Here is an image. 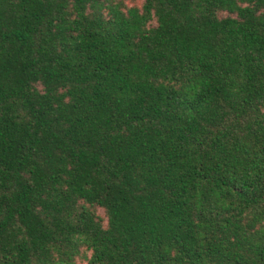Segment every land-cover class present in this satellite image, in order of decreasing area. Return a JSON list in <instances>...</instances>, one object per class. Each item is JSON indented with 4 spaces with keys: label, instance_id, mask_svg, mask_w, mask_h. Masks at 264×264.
<instances>
[{
    "label": "trees",
    "instance_id": "16d2710c",
    "mask_svg": "<svg viewBox=\"0 0 264 264\" xmlns=\"http://www.w3.org/2000/svg\"><path fill=\"white\" fill-rule=\"evenodd\" d=\"M264 264V0H0V264Z\"/></svg>",
    "mask_w": 264,
    "mask_h": 264
},
{
    "label": "rangeland",
    "instance_id": "374dc122",
    "mask_svg": "<svg viewBox=\"0 0 264 264\" xmlns=\"http://www.w3.org/2000/svg\"><path fill=\"white\" fill-rule=\"evenodd\" d=\"M142 2V0H127V3L129 5H133V4H140ZM79 264H89L87 260L83 259V260H79Z\"/></svg>",
    "mask_w": 264,
    "mask_h": 264
}]
</instances>
